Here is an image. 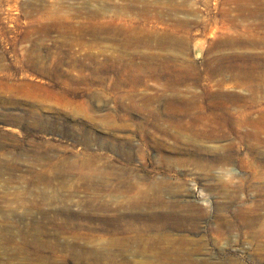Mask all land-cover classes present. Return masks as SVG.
<instances>
[{
	"label": "rangeland",
	"instance_id": "1",
	"mask_svg": "<svg viewBox=\"0 0 264 264\" xmlns=\"http://www.w3.org/2000/svg\"><path fill=\"white\" fill-rule=\"evenodd\" d=\"M0 264H264V0H0Z\"/></svg>",
	"mask_w": 264,
	"mask_h": 264
},
{
	"label": "bare ground",
	"instance_id": "2",
	"mask_svg": "<svg viewBox=\"0 0 264 264\" xmlns=\"http://www.w3.org/2000/svg\"><path fill=\"white\" fill-rule=\"evenodd\" d=\"M116 36V35H115ZM114 36V37H115ZM230 57V56H229ZM224 58H228V56H224ZM231 58V57H230ZM117 63V62H116ZM132 66V65H131ZM219 67V69H218V72L219 73H222V65L220 66H218ZM228 67H231L230 65H228ZM234 68V67H233ZM246 70V69H245ZM229 71L231 72V68L229 69ZM238 71V70H237ZM247 71V70H246ZM234 74V73H233ZM241 75V74H240ZM246 76V75H245ZM249 78V77H248ZM250 79V78H249ZM237 82V81H236ZM245 83V82H244ZM252 84V83H251ZM244 86V85H243ZM226 98L228 99V100H232L233 102H236V101H242L243 100V98L242 97H240V96H231V94H228L227 96H226ZM225 104V103H224ZM228 104V103H227ZM191 111V110H190ZM184 112V111H183ZM189 112V111H188ZM198 112V111H197ZM182 113V112H181ZM209 113V112H208ZM214 114V113H213ZM219 114V113H218ZM210 115H211V113H210ZM221 115V114H220ZM193 116V115H192ZM204 116H205V114H204ZM194 117V116H193ZM201 118V117H200ZM194 119V118H193ZM197 119V118H196ZM202 119V118H201ZM215 119V118H214ZM208 120V119H207ZM198 121V120H197ZM211 121V120H210ZM196 122V121H195ZM194 122V123H195ZM213 122V121H212ZM223 122V121H222ZM197 124V123H196ZM209 124V123H208ZM216 124V123H215ZM224 124H226V123H224ZM224 124H223V127H224ZM235 125V124H234ZM196 126V125H195ZM204 126V125H203ZM210 126V125H209ZM216 126V125H215ZM217 126L219 127V125L217 124ZM228 126V125H227ZM172 127V126H171ZM181 127V126H180ZM200 127H201V125H200ZM208 127V126H207ZM213 127V126H212ZM235 127V126H234ZM196 128V127H195ZM210 128V127H209ZM223 129V128H222ZM231 129V128H230ZM188 130V129H187ZM197 131V130H196ZM213 131V130H212ZM226 131V130H225ZM189 132H191V131H189ZM199 132V131H198ZM160 133H162V132H160ZM192 133V132H191ZM255 133V132H254ZM188 133H186L185 132V135H187ZM200 134V133H199ZM206 134V133H205ZM217 134V133H216ZM224 134V133H223ZM183 135H184V133H183ZM197 135V134H196ZM219 134H217V136H218ZM225 135H227V134H225ZM230 135V134H229ZM261 135V134H260ZM216 136V135H215ZM254 136V135H253ZM256 136V135H255ZM148 137V136H147ZM199 137V136H198ZM224 137V136H223ZM227 137V136H226ZM247 137V136H246ZM252 137V136H251ZM250 137V138H251ZM151 138V137H150ZM189 138V136H187V139ZM193 138V137H192ZM197 138V137H196ZM214 138V137H213ZM217 138V137H216ZM220 138V137H219ZM249 138V137H248ZM247 138V139H248ZM197 139H199V138H197ZM193 140V139H192ZM191 140V141H192ZM205 140V139H204ZM211 140V139H210ZM190 141V142H191ZM180 145V144H179ZM195 145H197V143L195 144ZM180 147H181V145H180ZM227 147V146H226ZM183 148V147H182ZM188 148V147H187ZM211 148V147H210ZM221 148V147H220ZM219 148V149H220ZM224 148V147H223ZM230 149V148H229ZM196 150V149H195ZM214 150V149H213ZM224 150H225V148H224ZM234 150V149H233ZM185 151V150H184ZM210 151V150H209ZM228 151V150H227ZM203 152V151H202ZM186 153V152H185ZM200 153V152H199ZM204 153V152H203ZM223 153H225V152H223ZM191 154V153H190ZM209 155V154H208ZM214 155V154H213ZM218 155V154H217ZM223 155V154H222ZM228 155H229V153H228ZM231 156V155H230ZM229 157V156H228ZM194 158V157H193ZM227 158V157H226ZM217 159V158H216ZM187 160V159H186ZM221 160L222 161H224L225 160V158H221ZM210 161V160H209ZM220 161V160H219ZM213 163V162H212ZM224 163V162H223ZM196 164V163H195ZM194 164V165H195ZM206 164H208V163H206ZM198 165H200V166H202V167H207V165H205V163L201 160H199V163H198ZM204 171V170H203ZM155 192H158V190H155ZM144 196V195H143ZM142 196V197H143ZM135 202H137L136 200H135Z\"/></svg>",
	"mask_w": 264,
	"mask_h": 264
}]
</instances>
